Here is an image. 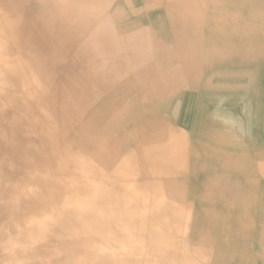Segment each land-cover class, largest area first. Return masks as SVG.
<instances>
[{
  "label": "bare ground",
  "instance_id": "bare-ground-1",
  "mask_svg": "<svg viewBox=\"0 0 264 264\" xmlns=\"http://www.w3.org/2000/svg\"><path fill=\"white\" fill-rule=\"evenodd\" d=\"M0 264H264V0H0Z\"/></svg>",
  "mask_w": 264,
  "mask_h": 264
},
{
  "label": "rangeland",
  "instance_id": "rangeland-1",
  "mask_svg": "<svg viewBox=\"0 0 264 264\" xmlns=\"http://www.w3.org/2000/svg\"><path fill=\"white\" fill-rule=\"evenodd\" d=\"M28 17H30L31 15H27Z\"/></svg>",
  "mask_w": 264,
  "mask_h": 264
}]
</instances>
